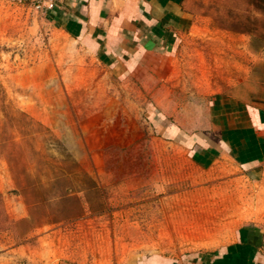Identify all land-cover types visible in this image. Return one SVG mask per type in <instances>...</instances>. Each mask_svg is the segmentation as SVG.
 <instances>
[{
    "label": "rangeland",
    "instance_id": "374dc122",
    "mask_svg": "<svg viewBox=\"0 0 264 264\" xmlns=\"http://www.w3.org/2000/svg\"><path fill=\"white\" fill-rule=\"evenodd\" d=\"M35 5L0 0L3 241L40 264H129L208 252L256 218L255 182L226 162L199 161L167 130L176 119L161 117L152 100L160 80L144 68L115 75ZM193 7L234 47L233 65L206 66L205 78L238 81L258 61L264 83V0Z\"/></svg>",
    "mask_w": 264,
    "mask_h": 264
},
{
    "label": "crops",
    "instance_id": "0c3cea01",
    "mask_svg": "<svg viewBox=\"0 0 264 264\" xmlns=\"http://www.w3.org/2000/svg\"><path fill=\"white\" fill-rule=\"evenodd\" d=\"M54 4L43 13L49 24L104 68L119 77L144 68L152 81L160 80V86L151 89L152 100L161 117L176 119L167 130L178 132L196 159L212 167L231 164L244 173V182L257 185L256 218L244 221L229 242L208 252L152 254L129 264H264V83L256 73L258 61L238 81L205 78L201 71L206 66L233 65L228 57L234 47L226 33L202 26L194 0H55ZM236 47L246 48L240 42ZM158 69L161 77L155 79ZM0 264H40V259L26 254L24 246L8 245L0 238Z\"/></svg>",
    "mask_w": 264,
    "mask_h": 264
},
{
    "label": "built area",
    "instance_id": "2783aa9c",
    "mask_svg": "<svg viewBox=\"0 0 264 264\" xmlns=\"http://www.w3.org/2000/svg\"><path fill=\"white\" fill-rule=\"evenodd\" d=\"M55 0H41L35 7L41 13H44L46 9H53L55 6Z\"/></svg>",
    "mask_w": 264,
    "mask_h": 264
}]
</instances>
